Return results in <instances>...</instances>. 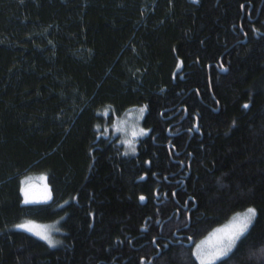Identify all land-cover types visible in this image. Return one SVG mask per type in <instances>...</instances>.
<instances>
[{
  "label": "trees",
  "instance_id": "16d2710c",
  "mask_svg": "<svg viewBox=\"0 0 264 264\" xmlns=\"http://www.w3.org/2000/svg\"><path fill=\"white\" fill-rule=\"evenodd\" d=\"M248 208L214 264H264V0H0V264H199Z\"/></svg>",
  "mask_w": 264,
  "mask_h": 264
},
{
  "label": "snow or ice",
  "instance_id": "6c2138e0",
  "mask_svg": "<svg viewBox=\"0 0 264 264\" xmlns=\"http://www.w3.org/2000/svg\"><path fill=\"white\" fill-rule=\"evenodd\" d=\"M247 107V105H245ZM139 117L143 118V114L146 111V106L141 107L138 110ZM107 114V110L105 112ZM123 122H121L122 124ZM116 131H124L123 127L116 126ZM148 134V130L140 128L138 131L133 129L131 132L132 137H141ZM122 143L128 146V150L124 153L125 155L131 153H135V141L133 139H125ZM40 179H45V177H41ZM45 194L42 196L41 200H35L30 197L29 191L27 188L22 189L24 192V203L25 204H34V203H46L48 200L52 199L51 192L47 190V185H45ZM141 201L144 200V197H140ZM255 209L248 208L244 213H237L232 217L231 223L222 228L217 229V232L223 233L222 236L218 237L219 246L215 247L214 250H211L207 253H203L202 246L200 244L196 245L197 251L194 255L200 259L201 264H214L216 260H219L223 257H227L230 252H232L233 248L236 247V243L247 233L249 226L252 223V219L255 217ZM17 229H22L27 232L33 233L34 235L40 237L45 240L50 247H54L59 241L54 240L50 236V230L59 231L60 229L55 228V226H39L32 221H25L24 223L17 224L15 226ZM190 239V238H189Z\"/></svg>",
  "mask_w": 264,
  "mask_h": 264
},
{
  "label": "rangeland",
  "instance_id": "374dc122",
  "mask_svg": "<svg viewBox=\"0 0 264 264\" xmlns=\"http://www.w3.org/2000/svg\"><path fill=\"white\" fill-rule=\"evenodd\" d=\"M127 129H129V126H127L126 130ZM41 177H45V179L42 180V179H40ZM45 185H47V190H49L51 192L49 184H48L47 176H45V175L32 176V177L26 179V181L24 182V185H23V189H25V188L28 189L29 195H30L31 198H33L35 200H41L42 196L45 194V191H46L45 190ZM23 195H24V192H23ZM244 212H246V210L242 211V212H238V213H244ZM236 214H234L233 216H235ZM232 217L230 219H228L226 222L214 227L203 238H201L195 244L194 253L197 251L196 245H198V244H200L202 246L203 253H207V252H209L211 250H214L215 247L219 246L218 237L222 236L223 233L217 232L216 230L217 229H222V228L228 226L231 223V221H232ZM253 220H254V218L252 219V223H253ZM26 221H32V222H34L35 224H37L39 226H53L54 225V223H51V222H40V221H36V220H26ZM24 222H22V223H24ZM252 223H251V225H252ZM54 231L55 230H50V236H51L52 239L55 240ZM238 241H237V243H238ZM237 243H236V245H237ZM196 258H197V256H196ZM197 260H198L199 264H201L200 259L197 258ZM219 260H216L214 263H216Z\"/></svg>",
  "mask_w": 264,
  "mask_h": 264
},
{
  "label": "flooded vegetation",
  "instance_id": "af4514ba",
  "mask_svg": "<svg viewBox=\"0 0 264 264\" xmlns=\"http://www.w3.org/2000/svg\"><path fill=\"white\" fill-rule=\"evenodd\" d=\"M191 244H193V243H191Z\"/></svg>",
  "mask_w": 264,
  "mask_h": 264
},
{
  "label": "water",
  "instance_id": "95a60500",
  "mask_svg": "<svg viewBox=\"0 0 264 264\" xmlns=\"http://www.w3.org/2000/svg\"><path fill=\"white\" fill-rule=\"evenodd\" d=\"M191 244V243H190Z\"/></svg>",
  "mask_w": 264,
  "mask_h": 264
}]
</instances>
